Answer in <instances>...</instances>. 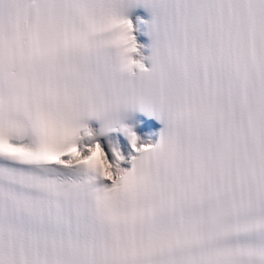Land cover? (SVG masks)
<instances>
[{"label": "snow or ice", "instance_id": "1", "mask_svg": "<svg viewBox=\"0 0 264 264\" xmlns=\"http://www.w3.org/2000/svg\"><path fill=\"white\" fill-rule=\"evenodd\" d=\"M0 264H264V0H0Z\"/></svg>", "mask_w": 264, "mask_h": 264}]
</instances>
